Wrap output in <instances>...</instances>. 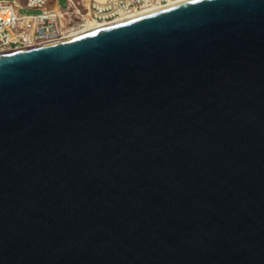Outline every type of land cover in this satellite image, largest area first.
<instances>
[{
	"label": "water",
	"instance_id": "water-1",
	"mask_svg": "<svg viewBox=\"0 0 264 264\" xmlns=\"http://www.w3.org/2000/svg\"><path fill=\"white\" fill-rule=\"evenodd\" d=\"M0 264H264V0L0 53Z\"/></svg>",
	"mask_w": 264,
	"mask_h": 264
},
{
	"label": "built area",
	"instance_id": "built-area-1",
	"mask_svg": "<svg viewBox=\"0 0 264 264\" xmlns=\"http://www.w3.org/2000/svg\"><path fill=\"white\" fill-rule=\"evenodd\" d=\"M171 0H0V52L29 48L61 40L84 28L89 20L110 21ZM23 8L38 9L24 13Z\"/></svg>",
	"mask_w": 264,
	"mask_h": 264
},
{
	"label": "bare ground",
	"instance_id": "bare-ground-1",
	"mask_svg": "<svg viewBox=\"0 0 264 264\" xmlns=\"http://www.w3.org/2000/svg\"><path fill=\"white\" fill-rule=\"evenodd\" d=\"M182 1H185V0H171L166 4H157V5H153L150 7H146V8H143L141 10H138L134 13L124 14V15H122L116 19L110 20V21L98 22V21H94V20H89L84 28H80L78 30L70 32L69 34L64 36V38H62L61 40L68 39V38H71V37H74V36L89 32V31H93L95 29H98V28H101V27H104V26H107L110 24H114V23H117L119 21H122V20H125L128 18H132V17L138 16L141 14H145V13L152 12V11H155V10H158L161 8H165V7L177 4V3L182 2ZM58 41H60V40H58ZM7 51H11V50H7ZM7 51H1L0 53L7 52Z\"/></svg>",
	"mask_w": 264,
	"mask_h": 264
},
{
	"label": "rangeland",
	"instance_id": "rangeland-1",
	"mask_svg": "<svg viewBox=\"0 0 264 264\" xmlns=\"http://www.w3.org/2000/svg\"><path fill=\"white\" fill-rule=\"evenodd\" d=\"M52 4H59L62 7H66L67 5V0H53ZM22 12L24 13H37L39 10L38 9H33V8H23L21 9Z\"/></svg>",
	"mask_w": 264,
	"mask_h": 264
}]
</instances>
